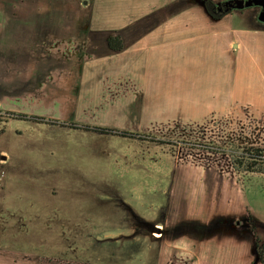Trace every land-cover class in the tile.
<instances>
[{
  "label": "rangeland",
  "instance_id": "obj_1",
  "mask_svg": "<svg viewBox=\"0 0 264 264\" xmlns=\"http://www.w3.org/2000/svg\"><path fill=\"white\" fill-rule=\"evenodd\" d=\"M4 1L2 13L33 12L43 3L51 7L49 13L85 19L86 60H95L99 49L122 52L121 81L132 80L127 86L104 74L91 80L85 109H79L82 99L71 102L62 108L71 114L65 117H42L51 114L46 107L31 113L12 94H0V264L254 261L255 237L236 222L252 211L261 220L264 242V175L236 170L231 150L240 145L264 149V53L244 50L248 59L240 51L243 61H238L231 51L229 84L213 61L196 70L200 64L193 68L188 59L179 64L173 47L157 43L149 60L148 50L129 53L131 29L122 34L91 28L95 14L109 15L110 24L119 25L125 12L141 13L142 6L21 0L5 10ZM188 7L178 8L184 21L176 30L191 23ZM198 13L195 25L199 31L207 25L201 41H209L215 61L232 43L238 48L242 34L234 37L236 31L264 32L257 9L233 12L224 20ZM154 28L151 16L138 24L137 34L147 36ZM117 35L123 48L110 52L106 39ZM56 44L55 61L64 46ZM252 44L256 48L264 41ZM124 62L149 64L148 80L139 69L127 73ZM211 73L214 79L207 82ZM57 76L59 88L68 82L64 73Z\"/></svg>",
  "mask_w": 264,
  "mask_h": 264
},
{
  "label": "crops",
  "instance_id": "obj_2",
  "mask_svg": "<svg viewBox=\"0 0 264 264\" xmlns=\"http://www.w3.org/2000/svg\"><path fill=\"white\" fill-rule=\"evenodd\" d=\"M17 3L20 4L22 1L15 0L11 2L10 0H5L1 5H4L5 10H7L11 5H18ZM115 3L116 5L123 4L126 7L142 6L143 11L141 13H138L139 11L135 13L132 11L129 14L125 10L124 20H122L121 24L117 23L119 25H111L110 23L113 24V22L111 20L112 17L109 15L95 14L90 17L93 32L109 33L119 30L124 34L127 30L131 29V34H134L131 44L134 48H131L130 50L132 51L129 53H136L139 51V48L143 51L148 50L149 60L151 59L150 54L154 52L157 46L155 43L162 46L167 45L176 50L175 55L179 64L185 59L191 62L190 65L193 68L194 65L200 64L196 70L198 68L205 70L206 67L204 66L213 61L220 66L222 75L226 73L227 81L231 84V76L228 73L231 51L233 54L237 52L238 61H243L240 51L245 50L251 53V50L256 49V51L261 50L264 53V46H257L256 48L252 46V43L264 41V32L258 30H240L233 34L234 37L242 34L239 39H236L238 42L237 51L232 43L231 47H228L225 51L222 50L215 61L213 57L216 52L210 47L209 41H201L203 37L202 33L207 32V25L202 28L206 29L205 31H199L198 26L195 25V21H199L198 10L202 12V17L208 18L205 9L198 5L195 0H96L95 5L99 6V4H103L109 6ZM182 4L189 6L188 8L191 9L189 12L191 23L187 24V29L184 31L181 30V25H179L180 29L176 30L179 22L184 21L181 20L183 15L178 9ZM173 6L174 8H172ZM19 8H22V5ZM50 8H47V4L37 3L33 12H0V94L5 96L12 94L15 103L20 102L21 107L31 113H37L38 109L46 107L51 114L47 116L42 115V117H65L71 114L66 113L62 108H70L68 104L71 102L74 103L82 99L79 109H85V90L91 80H96V78L101 79L104 74L105 78L108 77L107 79L109 77L117 79L119 81L117 85L119 86H123V83L126 86L130 84L131 77L129 79L124 77L125 80L121 81L122 75L120 70L122 67L120 66L119 59L122 56V52L113 54V52L109 53L108 50H105L104 52L97 53L95 60L90 59L87 61V27L85 19L77 17L78 19L75 20L66 15L49 13ZM167 9L170 11L168 15L166 14ZM175 10L177 11L175 12ZM151 16H153L156 22V28L151 32L152 34H148L147 36L142 33V35L137 34L139 32L137 30L138 24H143L145 19L151 20ZM103 21L106 22L105 25H102L101 22ZM152 25L155 24L153 23ZM169 25L170 28H168ZM73 30L76 34L71 35V31ZM226 32L229 33V31ZM246 34H248L247 38L252 40L248 39L247 42ZM198 36H200L199 39ZM57 42L58 45L62 43L64 46L63 48H59L60 54L58 53L55 61L54 46L57 45ZM245 51L244 53H246L249 59ZM207 55L212 56L211 59L206 57ZM112 58H115V60L111 61ZM176 59H174V63H176ZM124 63L127 65V73L132 72L134 69H139L141 77L146 78L145 71L148 70L149 64H141L140 66L133 62ZM103 70H105V73H103ZM59 73L61 77L64 73L68 80L60 88L57 85L59 82L57 75ZM91 74H93V77H88ZM253 74L260 76L259 72ZM207 77L209 78H207V82H211L214 79L213 73ZM261 84L264 83L262 82ZM7 87L13 88L7 91ZM143 97L144 94H142ZM59 105L60 107H58ZM15 108L17 107L15 106ZM39 112L43 113L42 111ZM2 256L4 257V255Z\"/></svg>",
  "mask_w": 264,
  "mask_h": 264
},
{
  "label": "trees",
  "instance_id": "obj_3",
  "mask_svg": "<svg viewBox=\"0 0 264 264\" xmlns=\"http://www.w3.org/2000/svg\"><path fill=\"white\" fill-rule=\"evenodd\" d=\"M213 7V8H211ZM206 9L208 14L215 20L222 19L226 13L215 12L214 3L206 1ZM110 46L115 51H121L123 44L118 38H111L109 40ZM231 150L232 164L236 170L248 173L264 174V149L258 147H241L237 146ZM251 229V228H250ZM255 237L254 231L251 229ZM255 253L262 261L264 254V246H260L259 241L255 238Z\"/></svg>",
  "mask_w": 264,
  "mask_h": 264
},
{
  "label": "flooded vegetation",
  "instance_id": "obj_4",
  "mask_svg": "<svg viewBox=\"0 0 264 264\" xmlns=\"http://www.w3.org/2000/svg\"><path fill=\"white\" fill-rule=\"evenodd\" d=\"M207 1H211L212 3H214V10H215V12H224V13H226L225 14V16H228L229 14H231V13H233V12H241V11H244V10H258V17H257V19H258V21L259 22H261L260 20H259V17H260V15H261V13L263 12V8H261V7H259V6H253V7H250V8H245V9H243V10H236V9H229L228 7H226L225 6V4L228 2V1H231V0H226V1H222L221 3H216V2H214V1H212V0H207ZM211 8H213V7H211ZM224 16V17H225ZM223 17V18H224ZM222 18V19H223ZM220 20V19H219ZM262 23V22H261ZM111 38H118V39H120L121 40V42H122V38L120 37V35H117L116 37H113V36H111V37H109L108 39H106V46H107V48L110 50V51H115V50H113L112 48H111V46H110V42H109V40L111 39ZM99 52H101V50L99 49V50H96V53H99ZM230 144H232V143H230ZM241 147H242V145H240ZM243 147H254V146H243ZM258 148H260V147H258ZM257 174V173H256ZM258 175H264V174H258ZM247 213H248V215H249V217H248V219H244L243 221H242V223L241 224H239V220L236 222V225H238V226H241V225H245V226H248L249 228H251L253 231H254V234H255V238L259 241V244H260V246H264V242L260 239V237H259V229H260V227H261V225L260 224H262V223H260L259 221H261V220H259V221H257L256 220V215H254V213L252 212V211H250L249 209H248V211H247ZM253 215V216H252ZM255 216V217H254ZM251 229H250V231H251ZM254 236V235H253ZM255 253V252H254ZM255 259H254V261H252L250 264H264V254H263V260L261 261L258 257H257V255H256V253H255Z\"/></svg>",
  "mask_w": 264,
  "mask_h": 264
},
{
  "label": "water",
  "instance_id": "obj_5",
  "mask_svg": "<svg viewBox=\"0 0 264 264\" xmlns=\"http://www.w3.org/2000/svg\"><path fill=\"white\" fill-rule=\"evenodd\" d=\"M198 5L203 7L205 11L207 12L206 9V1L207 0H195ZM226 7L229 9H236V10H243L245 8H250L253 6H259L263 8V12L261 13L259 20L264 23V0H231L228 1L225 4ZM208 13V12H207Z\"/></svg>",
  "mask_w": 264,
  "mask_h": 264
}]
</instances>
